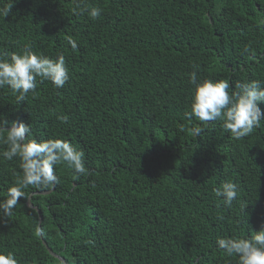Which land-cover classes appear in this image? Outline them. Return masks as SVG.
<instances>
[{"label": "trees", "instance_id": "trees-1", "mask_svg": "<svg viewBox=\"0 0 264 264\" xmlns=\"http://www.w3.org/2000/svg\"><path fill=\"white\" fill-rule=\"evenodd\" d=\"M11 2L0 58L63 54L69 80L57 89L38 78L19 106L0 89V115L28 124L31 139L70 142L88 171L62 163L54 189H25L0 218V253L19 264H237L216 240L264 226V120L236 140L219 120L189 119V73L233 88L264 81V0ZM92 6L95 20L81 11ZM20 173L18 159L0 158V199ZM225 182L238 186L230 208L214 192ZM43 190L31 196L40 223L28 198Z\"/></svg>", "mask_w": 264, "mask_h": 264}, {"label": "clouds", "instance_id": "clouds-1", "mask_svg": "<svg viewBox=\"0 0 264 264\" xmlns=\"http://www.w3.org/2000/svg\"><path fill=\"white\" fill-rule=\"evenodd\" d=\"M13 4L10 0L0 6V17H7ZM81 11H87L95 20L102 10L92 6ZM67 42L72 50L78 48L71 37ZM38 78L50 81L54 88H62L69 80L64 55L50 58L26 48L22 53H11L7 59L0 58V89H10L17 106L27 100L29 93L35 95ZM189 82L193 85L191 110L186 113L189 119L194 117L202 123L219 120L223 130L236 140L249 136L264 120V111L260 107L264 103V81L237 82L233 88V84L225 79L199 80L193 71L189 73ZM230 88L235 90L230 92ZM58 119L62 123L68 121L67 116ZM192 132L200 135L201 128L194 127ZM30 135L29 125L22 120H10L0 115V140L6 145L0 151V158L7 161L18 159L21 170L19 178L8 188L6 197L0 199V218L13 215L15 206L25 197V189L29 186L54 189L59 185L58 165L65 163L79 175L88 171L83 152L70 142L59 138L31 139ZM214 192L230 208L238 197V186L234 182H225ZM216 246L228 257L235 256L237 264H264V226L249 238H217ZM0 264H19V261L13 253H0Z\"/></svg>", "mask_w": 264, "mask_h": 264}, {"label": "water", "instance_id": "water-1", "mask_svg": "<svg viewBox=\"0 0 264 264\" xmlns=\"http://www.w3.org/2000/svg\"><path fill=\"white\" fill-rule=\"evenodd\" d=\"M52 190H43V191H35V192H33V193H31L30 194V196H29V198H28V204H29V206L30 207H34L37 211H38V213L40 214L39 216H40V223H41V221H42V215H41V211H40V209H38L37 207H35L33 204H32V202H31V196L33 195V194H48V193H50ZM50 250V252L51 253H53V251H52V249H49ZM54 254V256L55 257H58V258H60V259H62L63 261H64V259L63 258H61L59 255H57L56 253H53Z\"/></svg>", "mask_w": 264, "mask_h": 264}]
</instances>
